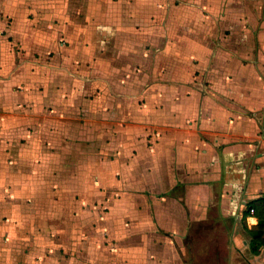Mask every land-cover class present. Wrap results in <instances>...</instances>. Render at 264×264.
Masks as SVG:
<instances>
[{"label": "crops", "instance_id": "0c3cea01", "mask_svg": "<svg viewBox=\"0 0 264 264\" xmlns=\"http://www.w3.org/2000/svg\"><path fill=\"white\" fill-rule=\"evenodd\" d=\"M5 214L0 264H264V0H1Z\"/></svg>", "mask_w": 264, "mask_h": 264}, {"label": "rangeland", "instance_id": "374dc122", "mask_svg": "<svg viewBox=\"0 0 264 264\" xmlns=\"http://www.w3.org/2000/svg\"><path fill=\"white\" fill-rule=\"evenodd\" d=\"M0 2H1V0H0ZM46 9L47 8L42 9V12H41L42 15L47 14V12L44 11ZM30 13L33 14V12H31V11H30ZM47 56H48V58H46V60H47V62H50V57L51 56L49 54H47ZM43 63H46L45 62V57L43 58ZM66 93L64 95H66ZM82 93L83 92H81V87H80V89L77 88L75 90V93L70 92V95H71L72 100L69 103H70V106L72 107V110L73 111H74V109H76V107L78 105H80L79 99L83 98V96H84ZM75 117L76 118H71V119L72 120H75L76 122H83V119L80 118L79 115H77ZM67 119H70V118H67ZM66 204H67V201H66ZM9 216H12V215L11 214H5L4 216L0 215V220H4V221L7 222ZM75 216H76V214H75ZM102 217H103L102 215L99 216V217H97L95 219L96 222H97V224L95 226L91 225L89 228L87 226V228L85 230L86 231V234H87V239L92 241V244L87 249V251H83V253L85 254V259L87 258L85 264H97V259H98V246L97 245L99 243L103 242L102 239H103V236L105 235L102 232L100 234V231H103L104 229H103V227H101L98 224V220H99L98 218H102ZM66 220H67L66 219V215H64L63 216V219H61V221L64 224L66 222ZM95 220L91 218V221H95ZM64 234L66 235V233H64ZM67 237H69V234H68ZM57 241H58V245L55 246V247H52V246H43V253H45L47 255H54V256H56V258L58 259V263H56V264H81L80 261H78L77 259H80V257L82 256L81 255V252L82 251H80L78 253L76 252V255L74 257V263L73 262L71 263V258H72V255L70 254V252H71V246H69L68 244H66V241L63 240V238H61V237H59ZM111 242H112L111 241V237L109 235H107V240L105 242L106 243V246H107L106 249H110ZM93 243H95V245ZM22 248H24V246L22 244H19V243H17L15 246H12L11 248H8V249H10L9 250V253L12 256H15L14 260L17 261V255H19V254H21L23 252L22 251L23 250ZM68 252H69L70 255L68 254ZM107 264H109V259H107Z\"/></svg>", "mask_w": 264, "mask_h": 264}]
</instances>
